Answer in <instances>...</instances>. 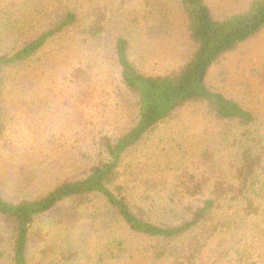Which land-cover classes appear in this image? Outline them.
Instances as JSON below:
<instances>
[{"label": "rangeland", "instance_id": "obj_1", "mask_svg": "<svg viewBox=\"0 0 264 264\" xmlns=\"http://www.w3.org/2000/svg\"><path fill=\"white\" fill-rule=\"evenodd\" d=\"M124 1L0 0L1 54H11L55 29L67 13L78 18L76 25L5 74L0 141L4 200L39 199L82 178L107 157L102 139L117 140L134 125L138 100L122 82L116 39L128 41L129 59L147 76L178 71L192 58L196 47L179 0H128L122 6ZM205 1L213 17L222 19L246 11L254 0ZM100 9L107 17L106 30L92 38L84 30ZM207 86L256 113L263 108L264 113V30L218 60L209 70ZM222 128L202 105L183 106L161 125L152 142L124 158L117 183L140 198L147 179L163 181L164 176L154 175L159 164L164 167L172 154L180 160L182 149L213 143L210 136ZM162 198L159 201L165 204L167 199ZM153 220L173 223L179 216L159 210ZM0 226L7 238L0 264H13L10 225ZM241 229L211 240L198 264H264V213L258 220L245 219ZM30 238L29 264H57L68 250L79 256L66 264H170L155 258V253L165 246L175 250L183 241L133 235L112 210L96 201L63 203L34 225ZM46 245L52 252L44 258Z\"/></svg>", "mask_w": 264, "mask_h": 264}, {"label": "trees", "instance_id": "obj_2", "mask_svg": "<svg viewBox=\"0 0 264 264\" xmlns=\"http://www.w3.org/2000/svg\"><path fill=\"white\" fill-rule=\"evenodd\" d=\"M179 4L187 17L189 39L196 47L190 61L180 70L161 76L144 75L129 59L128 41L122 37L116 39L121 79L126 89L137 97L138 117L117 140L102 139L107 157L88 168L82 178L65 182L42 198L10 203L0 196V222L10 225L8 238L13 264H29L34 225L67 202L80 205L99 202L112 210L136 236L165 242L182 239L177 249L169 250L165 246L155 253V258L170 264H198L211 240L228 232L236 234V230H242L245 219L258 220L263 215V108L256 113L210 89L207 77L210 68L224 55L235 52L264 30V0H254L246 11L222 19L213 17L205 0H179ZM106 18L100 9L84 32L92 38L101 36L106 30ZM77 21L76 14L67 13L55 29L42 33L11 54L0 53V141L4 133L6 72L30 60L51 38ZM192 103L202 105L206 115L225 128L210 136L213 143L191 151L182 149L180 160L172 154L162 164L164 167L159 164L160 169L154 175L164 176L163 181L147 179L137 198L136 192L117 183L124 158L152 142L155 133L174 112ZM223 152L226 154L220 155ZM162 196L167 199L165 204L159 201ZM159 210L170 211L179 216V221L153 220ZM2 230L0 226V258L5 256L3 246L7 240ZM51 252V246L46 245L41 253L45 258ZM78 256L79 252L68 250L56 262L66 264Z\"/></svg>", "mask_w": 264, "mask_h": 264}]
</instances>
